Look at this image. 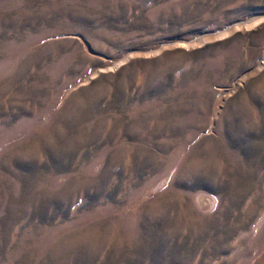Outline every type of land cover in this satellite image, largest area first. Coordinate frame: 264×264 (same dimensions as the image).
Returning a JSON list of instances; mask_svg holds the SVG:
<instances>
[{
    "label": "rangeland",
    "instance_id": "1",
    "mask_svg": "<svg viewBox=\"0 0 264 264\" xmlns=\"http://www.w3.org/2000/svg\"><path fill=\"white\" fill-rule=\"evenodd\" d=\"M0 264H264V0H0Z\"/></svg>",
    "mask_w": 264,
    "mask_h": 264
},
{
    "label": "bare ground",
    "instance_id": "2",
    "mask_svg": "<svg viewBox=\"0 0 264 264\" xmlns=\"http://www.w3.org/2000/svg\"><path fill=\"white\" fill-rule=\"evenodd\" d=\"M256 20H257V19H256ZM256 20H255V21L253 20V21H251L250 23L253 24V22H256Z\"/></svg>",
    "mask_w": 264,
    "mask_h": 264
},
{
    "label": "water",
    "instance_id": "3",
    "mask_svg": "<svg viewBox=\"0 0 264 264\" xmlns=\"http://www.w3.org/2000/svg\"><path fill=\"white\" fill-rule=\"evenodd\" d=\"M256 18L252 19V20H255Z\"/></svg>",
    "mask_w": 264,
    "mask_h": 264
}]
</instances>
